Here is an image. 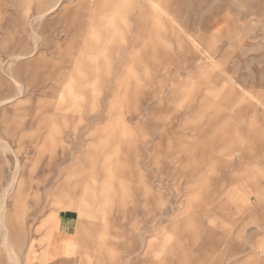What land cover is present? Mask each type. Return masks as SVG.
<instances>
[{
	"label": "rangeland",
	"instance_id": "374dc122",
	"mask_svg": "<svg viewBox=\"0 0 264 264\" xmlns=\"http://www.w3.org/2000/svg\"><path fill=\"white\" fill-rule=\"evenodd\" d=\"M63 215L77 253L46 261ZM263 241L264 0H0V264H264Z\"/></svg>",
	"mask_w": 264,
	"mask_h": 264
},
{
	"label": "crops",
	"instance_id": "0c3cea01",
	"mask_svg": "<svg viewBox=\"0 0 264 264\" xmlns=\"http://www.w3.org/2000/svg\"><path fill=\"white\" fill-rule=\"evenodd\" d=\"M226 204L232 206L236 210H243L250 206L249 198L241 187L233 186L226 195ZM57 233L49 230L48 246L43 255L46 261L56 262L64 260L71 255L77 253L71 231L72 220L69 216L63 215L58 219ZM264 241L257 251L254 252V258H264Z\"/></svg>",
	"mask_w": 264,
	"mask_h": 264
},
{
	"label": "bare ground",
	"instance_id": "6f19581e",
	"mask_svg": "<svg viewBox=\"0 0 264 264\" xmlns=\"http://www.w3.org/2000/svg\"><path fill=\"white\" fill-rule=\"evenodd\" d=\"M17 174V173H16ZM17 176V175H16ZM13 183H14V181H13ZM11 185V184H10ZM9 188V187H8ZM1 225L3 226V223L1 222ZM5 230V229H4ZM3 246L5 247V248H7V242H6V239H4L3 238ZM7 251V250H6ZM8 254H9V256H10V258H11V260L14 262L15 260L13 259V257L11 256V253L10 252H8ZM7 254V255H8ZM16 262V261H15Z\"/></svg>",
	"mask_w": 264,
	"mask_h": 264
}]
</instances>
